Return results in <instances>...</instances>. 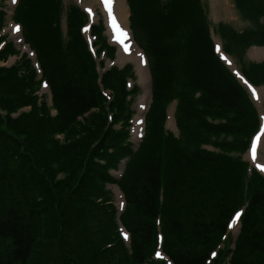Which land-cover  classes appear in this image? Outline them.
Returning a JSON list of instances; mask_svg holds the SVG:
<instances>
[{
	"label": "trees",
	"instance_id": "1",
	"mask_svg": "<svg viewBox=\"0 0 264 264\" xmlns=\"http://www.w3.org/2000/svg\"><path fill=\"white\" fill-rule=\"evenodd\" d=\"M235 1L246 17L258 20L257 28L239 33L220 24L225 49L241 54L251 45L264 46V0ZM128 5L153 83L146 136L137 151L128 142L133 111L126 78L132 66L105 75L104 85L114 90L108 103L80 32L84 13L70 8L64 43L63 0H20L15 19L38 54L56 115L44 99L38 103L40 81L30 60L0 66V264H165L151 260L158 218L164 251L174 264H207L230 214L247 203L236 248L220 251L213 262L264 264V178L254 170L248 177L241 157L246 142L241 148L213 143L224 152L242 149L239 158L200 146L224 134L229 140L234 134L246 137L258 122L256 107L215 53L201 1L128 0ZM5 14L0 10V27ZM103 29L94 32L107 47ZM15 53L8 44L0 59ZM244 72L256 84L264 81V63H249ZM172 99L179 106L180 138L166 136L162 127ZM23 105L32 106L30 112L13 119L11 113ZM109 111L115 112L112 123ZM60 133L65 143L56 139ZM195 139L200 141L188 150ZM127 158L118 181L110 170ZM60 170L67 177L56 181ZM115 183L127 200L121 220L131 234V254L117 231L109 188Z\"/></svg>",
	"mask_w": 264,
	"mask_h": 264
},
{
	"label": "rangeland",
	"instance_id": "2",
	"mask_svg": "<svg viewBox=\"0 0 264 264\" xmlns=\"http://www.w3.org/2000/svg\"><path fill=\"white\" fill-rule=\"evenodd\" d=\"M166 1H168V0H162V2H166ZM200 1H201L202 7L205 10V14H206V16H207V18L209 20L210 29L214 30L218 41L221 40V37L219 36L220 35L219 34V29H218L220 24H227V25L233 27L239 33H242L243 31H247L249 29L257 28V21L258 20L256 18L252 19V18L246 17L244 15L243 11L240 8H238L235 0H230L231 14H227L220 7H215L214 6V0H200ZM77 2H78L77 0H63V4H64L65 10L70 8L72 5L80 6ZM9 5H10V0H0V10H2V8L4 7L3 9L8 11V13L11 12V9H10ZM126 5H127V2H126ZM127 10H128V20H129L130 11H129L128 5H127ZM99 16H100V20L103 21V15L101 14V11H99ZM8 23L10 24V23H12V21H10V22L8 21ZM66 23H67V26H68V22H67V20H66V18L64 16V17H62V24H63L64 30H66V27L64 25ZM260 23L264 24V13H263V15L260 18ZM97 24H98V22H97ZM10 28L11 27L8 25V27L6 29V33L9 36H11ZM85 30H86V28H85ZM90 33H91V30H90ZM83 34L84 35L86 34V32L84 30H83ZM105 34L107 35V32ZM108 38H109V41L111 42L109 36H108ZM11 39L16 44V46H14V47L16 48L17 52H20V50H21L22 53H27L29 55V51L26 50L25 47L22 46L23 43H20V41H18L14 37L11 38ZM64 41H65L64 43H67V41H68V37L65 34H64ZM88 41H90L89 38H88ZM223 42H224V40H223ZM224 44H225V42H224ZM92 51L93 52H90V55L92 56V58L94 60V63L95 64L99 63L102 68L107 67L108 70H106L104 72L105 75L107 73L111 72L114 69L113 68L112 70H109L113 66H118L120 68H123V67H125L128 64L133 65L134 69H132V73L130 75H128L129 77H132V78H129L127 80V83L128 82H132V84L134 86H136V88H137V91L133 92V94H130L131 96L129 98V100L131 101L130 107H131V109L133 111V116H132V120H131V123L133 125L134 124L133 121L135 120L137 112H138V109H139L140 101H141L142 97L144 96V94L146 93V91L148 90L147 88H145L144 83L140 82V77H139V73H138V70H137V64L135 62H133V61H127L125 64L117 63L118 50H117L116 57L112 61H110L109 59L105 58L104 54L102 52H100V51L94 52V51H96V48L94 46H93ZM236 53H233V55L235 57V60H236L235 62H237V64L239 65V67L242 70L246 69L247 65L249 63H251V62L252 63H254V62L255 63H264V58H258V59L252 58V55L250 53L245 54V51H244V53L242 52L241 54H239L238 52H236ZM243 54H244V56H243ZM111 56L112 55L109 54L108 58L111 57ZM18 57L20 58L19 54H18ZM29 57H30V55H29ZM19 63H20V60L19 59L15 60V58L13 57V58H11V60H10V62L8 64H12L14 66V65H18ZM30 63L32 64L33 60H32V62L30 60ZM0 65L6 66L4 64V61H2V62L0 61ZM32 66H34V63H33ZM21 72L23 73V71H21ZM105 75H104V77H105ZM150 77H151V75H150ZM36 79L40 80L38 76L36 77ZM256 81H259V80L256 79ZM258 84L264 85V81H261ZM150 85H151V82H150ZM262 87H264V86H262ZM40 88H41V85H39L38 92H39L40 95H43V97H42V99H40V98L38 99V103H40L44 99V101H46L48 103V106L50 107L51 113L53 115H56V114H54L55 111H54L52 103H51V95L49 93V90L46 89V86H44V88H42L41 91H40ZM106 89H109L110 91L114 92V90L111 89V88H106ZM197 96H199V94H197ZM249 96L251 97L250 94H249ZM249 96H248V98H249ZM104 98L106 99L107 97H104ZM175 98H178V97H175ZM150 103H151V99H150ZM167 105H166V114H165L163 125H162L163 131H164L166 136H168L169 133H172L176 138H180V133H176L177 130H176V127H175V121H174V119L170 118L171 115L175 114V105L178 106L177 100L176 99H172V100L169 101V104L167 103ZM21 107L22 108H28V107H30V105H23ZM177 108L179 110V106ZM17 110H18V107H17L16 111L11 113V115H10L13 119H19L20 118V117L16 116ZM135 113H136V115H135ZM3 115H6V113H3ZM168 117H169V119H168ZM107 118H108V116H107ZM176 118H177V122L179 124L178 111H177ZM170 121H171V123H170ZM209 121L214 123V124L218 123V121H214L212 119H209ZM185 124L186 125H190L191 123L189 124V123L185 122ZM134 127H135V125H134ZM258 128H259V121L257 122L256 127L251 131V134L250 135H246V137L234 134V139L233 140H229V139H227V135L224 134V135H222L220 137H212L210 139L211 143H202V144H200V146L203 149L207 150V151H210L211 147H215V149L218 151V153H223L224 155L226 154L228 156L231 155V156H233L235 158H239V151L242 150V149H239V150H236V151L224 152L220 148L216 147L213 143L214 142H220V143L230 142V143L237 144L239 146V148H241L240 147L241 143L242 142H246V146L243 148L244 149V153L243 154L246 153L245 154V160L251 162L252 163V167H254L256 170L258 169L262 173L260 168L252 161V159L249 158V154H250V151L252 150V146H253L252 141H253L254 137L257 135V133L260 132V130H258ZM172 130H173V132H172ZM197 130H198V127L195 130V134L197 133ZM56 139H58L61 143H65L66 142V135L64 133L63 134L60 133V134L56 135ZM196 139H197V134H196ZM196 139H195V142L192 141V142H190L188 144V148H187L188 150H192L193 147H194V144L200 141V140H196ZM141 140H142V137H137V135L134 132V128H133L132 142L135 145V147H137L139 145ZM262 140H264V138ZM167 143L169 144V146L173 145L172 142H167ZM260 148L258 150V152H259V161L263 162L264 161V143H263L262 149H260ZM215 159L219 160L217 158H215ZM53 167H55V165ZM119 167H120V171L119 172H122V168L126 167L125 166V161H124V163L120 164ZM55 168H58V167H55ZM250 168H251V165H250ZM247 171H248V177H249V165L247 167ZM58 174H59L58 180L60 181V180H63V179H65L67 177L68 172L60 170L58 172ZM248 177L246 175V177L244 178L245 183H248ZM109 188H112V191L114 193V198H113L114 204L116 205V207L118 209V207H120V203H119V196H118L117 191H116L117 187H114L113 185L112 186L110 185ZM244 197L248 198V190H244ZM160 200H161V202H163V200H164L163 190H161V199ZM245 203H247V202H245ZM242 207L243 206L236 208L232 212V214H230V217H231V215H233L236 211H238ZM239 212H241V211H239ZM239 212H237V213H239ZM118 213H119V210H118ZM118 213H117V221L119 222V219H118L119 214ZM235 215H234V217H235ZM160 219H161V224H162V218H160ZM119 224H120V222H119ZM158 226H160V225H158ZM162 232H163V230H162ZM227 234L229 235L227 238L223 236V233L221 234L220 240L218 242H216V244L208 251V257L214 256V255H216V253H220V250L232 249V245L234 243V240L237 238V236H236V233H234V232L229 233V231H228ZM110 247H112V246L109 245L108 248H110ZM156 258H157V242H156V245H155V249H154L153 253L151 254V260L155 261ZM213 264H214V262H213Z\"/></svg>",
	"mask_w": 264,
	"mask_h": 264
},
{
	"label": "bare ground",
	"instance_id": "3",
	"mask_svg": "<svg viewBox=\"0 0 264 264\" xmlns=\"http://www.w3.org/2000/svg\"><path fill=\"white\" fill-rule=\"evenodd\" d=\"M78 2L88 11L91 18V24H94L99 20V15L97 13L96 8L99 6L102 8V12L104 15L105 23L108 28V33L112 38L113 43H118V37L122 34H127V41L124 43L119 44V51H118V59L117 63L125 64L127 61H133L137 64V70L140 77V82L144 83L145 88L148 90L142 97L138 115L135 119V124L138 128V133H140V128L144 122V113L145 109L148 105V101L150 99L151 92H150V72L148 69V65L146 62L145 55L143 51L137 46V44L132 40V34L130 30V25L128 22V10L126 5V0H78ZM88 2V3H86ZM214 6L220 7L223 9L224 12L227 14H231L230 10V0H214ZM15 30V29H14ZM89 32V27L86 29ZM16 39L23 41L21 39L20 31L15 30ZM128 49V50H127ZM220 54L227 65L234 70V72L240 76L238 73L234 61L224 54L223 50L221 49ZM258 53H261L260 55ZM252 54L255 56L254 58H264V48L261 49H253ZM240 78H242L240 76ZM250 92L253 95L254 99L257 101L260 106H262L263 98H264V87L263 88H250ZM262 131L264 132V118H263V126ZM264 136L261 138V140ZM264 140L258 143V147L262 149ZM249 158L253 160V162L260 168V170L264 173V161H259V152L258 149L256 151L252 150L249 154ZM119 192V190H117ZM119 202L121 206L123 205V197L122 195L118 194ZM240 229V223L234 222L231 226V232L238 233Z\"/></svg>",
	"mask_w": 264,
	"mask_h": 264
}]
</instances>
